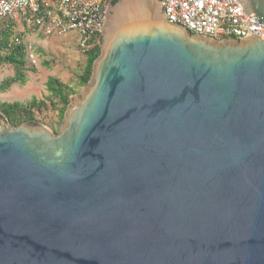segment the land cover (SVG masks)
I'll return each mask as SVG.
<instances>
[{"label": "water", "instance_id": "water-1", "mask_svg": "<svg viewBox=\"0 0 264 264\" xmlns=\"http://www.w3.org/2000/svg\"><path fill=\"white\" fill-rule=\"evenodd\" d=\"M161 3L111 6L57 132L0 116V264H264V38Z\"/></svg>", "mask_w": 264, "mask_h": 264}, {"label": "built area", "instance_id": "built-area-1", "mask_svg": "<svg viewBox=\"0 0 264 264\" xmlns=\"http://www.w3.org/2000/svg\"><path fill=\"white\" fill-rule=\"evenodd\" d=\"M115 0H0V23L12 20L45 37L75 32L79 46L87 48L101 35ZM167 20L191 34L215 39L264 38V27L252 25L237 0H160ZM28 61L37 65L32 46Z\"/></svg>", "mask_w": 264, "mask_h": 264}, {"label": "trees", "instance_id": "trees-1", "mask_svg": "<svg viewBox=\"0 0 264 264\" xmlns=\"http://www.w3.org/2000/svg\"><path fill=\"white\" fill-rule=\"evenodd\" d=\"M115 0L112 5H115ZM17 23L4 20L0 23V72L2 67L9 66L14 74L0 81V93L8 91L13 85L24 86L27 83V72H35L33 64L27 58L28 44L23 40V33H17ZM101 35H97L87 48L80 47L85 56V64L78 75V86L88 85L93 69V63L101 53ZM48 94L41 99L33 98L27 102H2L0 100V116L11 126L22 123L39 124L51 111L55 113L56 120L49 124L57 132L62 123L71 97L77 93L76 89L60 80L58 77H48L46 83Z\"/></svg>", "mask_w": 264, "mask_h": 264}, {"label": "rangeland", "instance_id": "rangeland-1", "mask_svg": "<svg viewBox=\"0 0 264 264\" xmlns=\"http://www.w3.org/2000/svg\"><path fill=\"white\" fill-rule=\"evenodd\" d=\"M17 33H23V40L37 56L35 72H27V83L24 86L13 85L8 91L0 93L2 102H27L33 98L41 99L48 94L45 83L50 76L58 77L63 82L73 86L77 93L84 87L78 86V75L85 64V56L79 46V36L69 32L62 36L45 37L35 31L26 29L18 24ZM14 74L9 66L2 67L0 81ZM56 120L54 112L47 114L43 124L47 125Z\"/></svg>", "mask_w": 264, "mask_h": 264}]
</instances>
